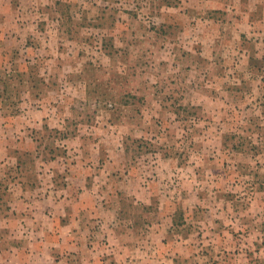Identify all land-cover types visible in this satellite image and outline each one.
I'll use <instances>...</instances> for the list:
<instances>
[{
	"label": "rangeland",
	"instance_id": "obj_1",
	"mask_svg": "<svg viewBox=\"0 0 264 264\" xmlns=\"http://www.w3.org/2000/svg\"><path fill=\"white\" fill-rule=\"evenodd\" d=\"M0 33L2 215L89 234L13 264H264V0H0Z\"/></svg>",
	"mask_w": 264,
	"mask_h": 264
},
{
	"label": "crops",
	"instance_id": "obj_2",
	"mask_svg": "<svg viewBox=\"0 0 264 264\" xmlns=\"http://www.w3.org/2000/svg\"><path fill=\"white\" fill-rule=\"evenodd\" d=\"M0 35L2 34L0 33ZM3 55L4 54L1 52V49H0V60H1V56ZM5 72H8L6 71V65L1 63L0 64V75ZM2 88H4V90L6 89L5 86L4 87L2 86ZM84 179L85 178L82 176L79 180L84 181ZM88 179L89 178L86 177L87 182H89ZM48 200H50V197H48ZM21 201H24V200H21ZM55 203L59 204L60 202L58 201V199H56ZM55 206L58 210L57 211L50 210V213L56 215V213L58 212V216L52 218V216H47L46 214H44V216H46V218L50 219L51 221V222H48L49 225H47L48 224L47 221L46 223L44 222L42 224L41 222H38L37 220H35L34 225L32 227L28 226V223L24 221L26 220L25 216L20 214L17 208H14V207L8 208L6 216L2 215V213L4 212L0 210V264H13L17 262L27 263V260L28 259L31 260L34 255V250L32 249L29 250V252H27L28 251L27 246L29 247V245L31 247L38 248L39 250H41L42 253L44 250L43 247L49 248L48 245H50L52 250L62 245L68 246L69 248H73L76 246H85L84 242L75 241V239H79L78 234L80 233L81 234L83 233L86 236L89 235L86 228H85L86 231H83V229L79 228L78 223L81 222L82 219L78 218V215H76V218L74 220L72 218H69L68 222H64L63 211L61 210L60 205H55ZM41 215H43L42 212H41ZM12 220L18 221L17 227L14 228L12 226ZM64 232L67 233V236L65 239L63 238ZM28 233L32 235H36V236L35 237L30 236L28 235ZM47 233H49L50 235V237H48L49 240L48 239L45 240L42 237L46 235ZM31 239H35V242L32 241ZM167 244L170 245V241L167 242ZM41 252H38L37 255H35V258H40V254H42ZM115 256H116L115 257L116 261H119L120 264H123V262H121L120 260L122 259V257L120 255H117V253L115 254ZM51 259L53 262L55 261L56 263H59L60 261V260L59 261L53 260L54 259L53 256L51 257ZM134 259L135 258L129 255L128 259L127 258L125 259L126 264H138V263L142 264L141 260L135 261ZM183 259L185 261L186 258L184 257ZM91 261H92L91 258L87 259L86 263H90ZM149 261L151 262V264H162L161 260L159 261V260L152 259ZM173 261H174L173 258L170 257L169 262L171 263ZM150 262L148 264H150Z\"/></svg>",
	"mask_w": 264,
	"mask_h": 264
}]
</instances>
